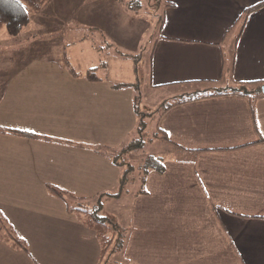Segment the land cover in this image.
I'll return each instance as SVG.
<instances>
[{"label": "crops", "instance_id": "crops-1", "mask_svg": "<svg viewBox=\"0 0 264 264\" xmlns=\"http://www.w3.org/2000/svg\"><path fill=\"white\" fill-rule=\"evenodd\" d=\"M126 5L55 0L38 18L33 42L20 48L0 30V127L50 138L0 133V212L25 244L21 249L0 239V264H99L95 231L69 207L56 205L48 185L88 199L119 190L123 170L113 164V152L132 139L138 118L130 96L122 98L115 86L138 83L113 84L99 76L110 69L107 62L96 64L99 52L77 70L71 51L79 41H68V30L74 25L101 34L106 50L118 49V63L120 53L129 55L124 58L139 76L136 52L153 14ZM160 7L163 22L153 25L148 54L151 89L194 86L181 90L186 98L204 85L220 91L264 85V0H161ZM64 52L76 75L63 66ZM98 66L99 80H90L89 70ZM125 88L133 89V100L137 88ZM158 125L170 151L177 145L195 157L183 161L170 153L163 157L166 171L147 176L146 193L141 187L125 195L131 200L122 215L123 259L264 264V93L254 101L225 95L176 105Z\"/></svg>", "mask_w": 264, "mask_h": 264}, {"label": "rangeland", "instance_id": "rangeland-1", "mask_svg": "<svg viewBox=\"0 0 264 264\" xmlns=\"http://www.w3.org/2000/svg\"><path fill=\"white\" fill-rule=\"evenodd\" d=\"M55 0H52L49 5L46 7L44 13H47V9L50 7L51 3H53ZM123 4L127 3V7L133 8L136 10H143L145 12H151L153 14L152 18V24L155 25L158 18L162 17V10L161 7H158L159 0H122ZM132 4V5H131ZM144 12V13H145ZM41 14H32V21L31 23L25 28V32L20 34L18 38L11 37L12 40H17V46L20 48L21 46H27L33 42L34 39V31L35 29L40 28V23L38 21V18H41ZM156 15V16H155ZM159 24V22H157ZM150 25L147 28V34H145L144 39L142 40V47L140 52H136L137 58V65L135 64V67L139 66L141 67V74L139 72L136 73L134 76L133 70L134 67L129 68V64L127 63L124 57H120V63H118V59L116 60L115 57L116 54L119 56L118 52L115 50H118L113 47L111 50H106L108 47V43L106 42V39L101 35L97 33L87 32L83 30H77L74 25L70 26L68 31L70 32L71 29H73L72 34L69 36L68 41H79L76 45V47H73L71 53L72 55V61L73 65L76 67L77 70H80L84 67H87L91 63V60H93L90 56L99 52V59L96 62L99 66L103 64L104 62H107L110 65V69L108 71H99L98 75L103 77L104 79H107L109 81H114L113 84L118 83H124V82H130V81H136L138 83L137 91L134 92L135 98L133 96V89L131 88H122L120 91V95L123 96H130L131 104H133V110L138 118V123L135 126L134 130V136L131 137L132 139L127 140L125 142V145L130 143V141H137L141 140L144 142V146L140 149H137L131 153H126L123 156V159L127 162L132 164V166L135 167V170L133 174H130L131 180L127 184L126 191L123 193L125 196L126 194L133 195L137 191L141 190V187L143 186V183L140 180L141 173L139 170V167L143 164L145 161V158L149 155L154 156H162L167 157L170 154V148L169 144L165 142L162 139L156 138V136L159 135L158 127L159 122L166 111V109L170 106V104L176 102L178 99L182 98L183 94L181 93V90H193V87L188 88H176L174 90H164V91H154L149 87L148 82V74H147V67H148V54L150 53V48L152 47L153 41H154V35L156 34V27ZM2 32H7L5 28L2 29ZM29 30V31H28ZM77 30V32L75 31ZM85 37V38H84ZM84 38V39H82ZM98 47H102L103 49L101 51H97ZM14 48H16V45L14 44ZM110 48V47H109ZM140 48V47H139ZM6 48H4L5 50ZM56 48L52 49L49 53L52 54ZM16 59V58H15ZM130 62V61H128ZM85 63V64H84ZM134 64V63H133ZM98 66V67H99ZM146 67V68H145ZM110 86V85H108ZM203 88H206V91L212 90V85H204ZM172 94V95H171ZM135 107L137 108L139 115H137L135 111ZM129 123L132 125V122L129 120ZM145 125L144 129L140 131V126ZM36 134V133H35ZM41 136V135H40ZM154 139L153 141H151ZM121 169V168H120ZM125 169V168H124ZM123 170V168L121 169ZM50 193V192H49ZM101 195V194H100ZM122 195V196H123ZM54 196V195H53ZM123 196V197H124ZM57 198V196H54ZM100 196L97 195L93 197L94 201L91 202L90 205H96L98 203V199ZM80 198V197H79ZM66 201L63 199L58 198L55 204L60 206H65L66 210L69 207V209L77 207V201L73 199L72 197H65ZM91 199V198H90ZM61 200V202H60ZM103 202L104 208L101 211L102 216L113 218L111 215H115L118 217V224L124 225L122 220V215H126V211L129 207L131 196L124 197V199L120 202H117L115 199L111 197L103 196L100 199ZM68 203V205H67ZM88 205L87 208L91 210L92 206ZM39 209L41 206H38ZM41 211V210H40ZM71 215L76 216L75 213L71 211ZM125 222V221H124ZM122 227V226H121ZM123 228V227H122ZM107 264H127V262L123 259L121 256V253H117L114 256L112 255L109 257V260Z\"/></svg>", "mask_w": 264, "mask_h": 264}, {"label": "trees", "instance_id": "trees-1", "mask_svg": "<svg viewBox=\"0 0 264 264\" xmlns=\"http://www.w3.org/2000/svg\"><path fill=\"white\" fill-rule=\"evenodd\" d=\"M51 1L52 0H0V30L5 28L10 36L13 37L18 36L23 31V29H25L31 23L32 21L31 15L33 13L37 15L43 14L46 7L49 5ZM160 2L161 0H159L158 7H160ZM166 5H170V3L166 2ZM261 6L262 5L249 8L247 10V13ZM161 19L162 18L157 19L159 25H161L163 22ZM120 55L124 57L129 56L122 53H120ZM104 65L105 63L103 64V66ZM63 66L69 69V71L72 72L74 75H76L75 70L71 67L66 52H64L63 54ZM99 68L100 67H95L89 70L88 78L90 80H99L97 76V70ZM260 84H261L260 82L242 83L236 89H231L226 91H220L216 88H212V90L210 91L204 90L203 92H196L195 94L189 97L180 98L176 102L170 104V106L166 109V111H168L173 106L180 105L183 103L192 102L195 100L210 98V97H220L225 95H241L244 97H248L250 98V100L254 101L255 98L262 93ZM129 86H134L136 88L138 87V85L136 84L135 85L121 84V85H116L115 87L122 89ZM135 111L137 115H139V112L136 107H135ZM144 127L145 125L141 124L139 128L140 131H142ZM158 132L159 135L156 136V138L168 142L170 141L166 132L161 130L159 127H158ZM0 133L15 135L24 138H30V139H43L46 141L50 140V138L43 137L29 131L4 128V127H0ZM153 140L154 139H152L151 141ZM143 146H144V142L141 140L131 141L121 150L113 152V156H112L113 164L123 168V173L119 178L118 192L115 194H105L106 197L118 199L127 190L126 189L127 184L131 180L130 174H133L135 167L132 166V164L127 163L123 159V156L126 153H130L132 151L140 149ZM170 153L177 154V156L183 161L192 160L195 157V151H187L177 145L171 149ZM139 170L141 173L140 180L143 183L142 190L140 191V193L143 194L146 193L145 184H146V178L149 175V173L153 171L163 174L166 171L164 158L162 156L149 155L145 158V161L139 167ZM48 190L53 195L57 196L60 199H63L64 201H66L65 197H69V198L72 197L77 201L78 203L77 207L71 208L70 211H72L77 216H79L91 229L95 231L96 237L101 247L99 264H107L109 257H111L112 255L114 256L117 253H121L124 250L127 242L126 230L118 224L115 218H110L101 215V211L103 210L104 205L100 199L103 196L97 198L98 203H96L95 206L94 205L92 206L90 204L91 202L94 201L93 198L91 199L79 198L74 194L67 192L61 188H58L54 185H48ZM88 205L92 206L90 207L92 208L91 210L87 208ZM0 239L7 243H11L15 247L25 249L24 242L14 233L13 229L11 228V225L8 223V221L1 212H0Z\"/></svg>", "mask_w": 264, "mask_h": 264}, {"label": "water", "instance_id": "water-1", "mask_svg": "<svg viewBox=\"0 0 264 264\" xmlns=\"http://www.w3.org/2000/svg\"><path fill=\"white\" fill-rule=\"evenodd\" d=\"M262 93H264V85L261 87Z\"/></svg>", "mask_w": 264, "mask_h": 264}]
</instances>
